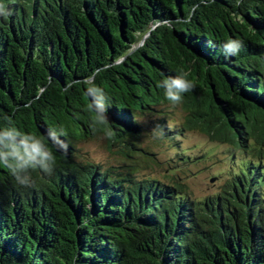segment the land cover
I'll return each instance as SVG.
<instances>
[{
	"label": "trees",
	"instance_id": "trees-1",
	"mask_svg": "<svg viewBox=\"0 0 264 264\" xmlns=\"http://www.w3.org/2000/svg\"><path fill=\"white\" fill-rule=\"evenodd\" d=\"M0 3V126L58 136L53 173L34 170L30 187L0 163V264H264V0ZM233 38L243 48L226 58ZM177 75L195 88L173 106L159 82ZM94 87L111 98L106 122L88 109ZM150 118L155 143L197 131L254 160L193 199L178 176L145 179L129 161L157 162L138 146ZM100 137L128 162L82 155Z\"/></svg>",
	"mask_w": 264,
	"mask_h": 264
},
{
	"label": "rangeland",
	"instance_id": "rangeland-1",
	"mask_svg": "<svg viewBox=\"0 0 264 264\" xmlns=\"http://www.w3.org/2000/svg\"><path fill=\"white\" fill-rule=\"evenodd\" d=\"M172 114L168 117L170 127L176 125L183 116L179 109ZM154 119L144 121L146 128L138 141V146L153 154L157 162L140 163L136 160H129L138 165L139 177L164 181L170 175L178 176L188 186L190 196L201 200L218 194L227 181L239 172L243 164L254 160L241 155L239 151H234L228 145L212 142L197 131L183 132L177 141L178 148L166 141L155 143L150 136L152 131L150 121ZM106 144L107 142L100 137L87 141L79 147L82 155L104 168L122 166L128 162L127 159L109 152ZM178 154H183L192 162L185 167L169 170L165 163ZM262 166L264 167V161H262Z\"/></svg>",
	"mask_w": 264,
	"mask_h": 264
},
{
	"label": "clouds",
	"instance_id": "clouds-1",
	"mask_svg": "<svg viewBox=\"0 0 264 264\" xmlns=\"http://www.w3.org/2000/svg\"><path fill=\"white\" fill-rule=\"evenodd\" d=\"M10 15L11 11L0 3V17L7 18ZM242 48L243 41L233 38L223 43L222 52L227 58L238 55ZM159 87L163 90L165 98L175 106L183 101L185 94L193 91L195 84L185 76L177 75L165 77L159 82ZM87 96L89 111L98 121L106 122L111 98L98 87H94ZM54 137L58 138L55 131L50 132L47 137L40 138L22 133L11 125L0 126V153H3L0 163L9 168L19 185L30 187L34 170L45 175H50L54 171L56 157L50 146V141Z\"/></svg>",
	"mask_w": 264,
	"mask_h": 264
}]
</instances>
